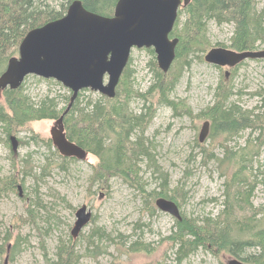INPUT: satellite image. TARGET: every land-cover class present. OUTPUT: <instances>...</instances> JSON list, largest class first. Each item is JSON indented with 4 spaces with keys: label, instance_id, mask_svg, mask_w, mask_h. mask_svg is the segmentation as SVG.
<instances>
[{
    "label": "rangeland",
    "instance_id": "1",
    "mask_svg": "<svg viewBox=\"0 0 264 264\" xmlns=\"http://www.w3.org/2000/svg\"><path fill=\"white\" fill-rule=\"evenodd\" d=\"M263 7L264 0H258L257 8ZM233 29L229 23L218 25L208 21V47L231 49ZM257 46L256 50L263 49L264 43H257ZM209 48L199 57L189 56L190 62L182 66L177 80L172 67L175 64L178 68L180 63L171 64L167 72H170L169 81H176L169 92L174 107L157 102L158 92L147 93L153 83V62L157 64L156 55L150 53L149 48L131 50L130 77L127 81L121 79L117 88L122 93L126 88L146 94L148 102L155 107L145 132L153 157L139 163L145 191L161 190L160 185L167 176L169 193L174 195L180 214L199 223L207 217H217L224 209L225 182L237 168L236 160L221 163L225 147L239 151L247 146L249 139L257 136V132L246 129L225 143L222 137L210 138L209 128L201 142L199 133L206 119L198 114L213 103L224 73L225 81L232 84L235 93L231 100L243 109L260 105L258 96L253 93L264 88V59H247L232 72L228 67L218 69L204 60ZM22 86L32 103L37 104L46 96L55 99L58 108L69 102L70 90L53 79L28 75ZM135 92L131 94L130 107L139 112L144 108L145 98ZM81 93L82 105L88 98L96 100L101 96L91 90ZM2 100L0 92V102ZM54 123V119H41L17 127L10 135L16 137L15 151L0 123V178L15 174L20 179L17 180L20 191L8 189L0 195V264H56L57 246L73 237L75 212L82 205L91 210L92 219L73 237L79 256L77 264H226L231 258L223 253L215 256L199 248L177 262L178 245L167 238L173 230L175 217L156 207L155 196L141 193L119 176L111 177L107 183L92 182V166L97 158L90 153L84 160L63 161L54 153L53 146L49 148L47 144L51 141L50 129ZM246 148L252 158L245 172L256 183L250 198L253 209L246 208L245 213L251 215V211L257 209L261 211L258 217H262L264 144L256 149ZM229 189L232 197L236 188ZM150 206L156 209L153 213L148 209ZM97 227L103 229L104 236L88 242L91 231ZM135 241L149 244L150 251H128L127 247Z\"/></svg>",
    "mask_w": 264,
    "mask_h": 264
},
{
    "label": "trees",
    "instance_id": "2",
    "mask_svg": "<svg viewBox=\"0 0 264 264\" xmlns=\"http://www.w3.org/2000/svg\"><path fill=\"white\" fill-rule=\"evenodd\" d=\"M71 1L73 0H0V75L5 70L8 59L18 54V46L26 33L48 21L62 17ZM81 1L87 10L105 16L113 14L117 2V0ZM257 2L258 0H191L186 6H181L170 33L171 38H178L173 63L179 62L180 66L175 68L174 64L172 67L174 79H178L182 66L189 64V56L199 57L201 52L209 48L208 21H214L218 25L223 23L233 25L229 45L232 50H256L257 43H264V7L259 10ZM148 51L154 54L152 48ZM243 63L244 61L230 69L235 72ZM153 70V83L147 93L158 92L157 102L174 107L169 92L176 81L172 79L169 81L170 72L163 73L156 62H153ZM130 72L128 61L120 81L121 79L127 81ZM226 78L224 73L217 85L213 103L203 109L198 117L210 122V138L222 137L225 143L246 129L257 132L254 139L247 141V146L259 148L264 144V88L253 93L258 96L261 104L253 109H243L231 100L235 93L232 84L225 81ZM22 88L21 84L16 89L5 88L2 91L0 123L8 141L17 127H22L33 120H56L69 104L67 102L65 106L58 108L55 99L49 96L37 104L32 103ZM117 88L114 97L101 95L96 100L88 98L84 105L79 100L83 90L79 91L69 111L64 115L67 138L97 158V163L92 166V182L97 180L98 184L107 183L111 177L119 176L143 194L171 199L177 204L174 195L169 193L167 176L160 185L161 190L148 193L139 175L140 161L153 157L146 142L145 132L155 113L154 104L148 102L146 94L126 88L122 93ZM132 92L145 98L142 111L135 112L131 109ZM71 95L70 91L69 101ZM256 109L260 111L256 112ZM47 144L52 148L51 141H47ZM246 147L239 151L226 147L224 149L221 163H232L236 160L237 168L233 169L225 182L227 188L225 206L218 216L207 217L201 223L183 214H180V219L175 218L173 230L167 238L178 245L175 251L177 262L197 249L204 248L215 256L223 253L246 263L264 264V215L258 217L261 211L257 209L252 210L251 215L245 213L246 208L249 211L253 209L250 198L256 183L245 172L252 158ZM54 153L59 154L55 148ZM61 158L63 161L75 159L63 156ZM15 169L19 171L17 167ZM13 175L0 178V195L8 189L16 191L15 189L19 187L17 183L20 179ZM232 186L236 189L232 193L234 195L230 197L229 188ZM148 209L152 213L156 210L153 206ZM104 234L103 229L97 227L91 231L88 242L93 243L95 237L100 238ZM72 238L58 244L56 264H77L79 256L74 249L75 239ZM149 247V244L135 241L127 250L149 252Z\"/></svg>",
    "mask_w": 264,
    "mask_h": 264
},
{
    "label": "water",
    "instance_id": "3",
    "mask_svg": "<svg viewBox=\"0 0 264 264\" xmlns=\"http://www.w3.org/2000/svg\"><path fill=\"white\" fill-rule=\"evenodd\" d=\"M190 1L117 0L113 14L105 16L87 10L81 0H73L62 17L29 30L22 38L18 54L8 59L0 75V92L20 87L28 75L53 79L69 89L72 92L69 104L55 120L50 138L61 156L84 160L87 152L67 138L63 122L78 92L89 89L114 97L133 48H152L158 67L166 73L175 59L178 44L177 37H170L178 9ZM203 58L209 64L233 68L247 59H264V48L236 51L213 47ZM209 128V121H204L199 141L204 140ZM9 140L15 151L16 137L10 136ZM155 205L180 219L179 207L173 200L158 197ZM75 218L71 230L74 238L90 222L92 212L82 205L76 210ZM226 264L254 263L231 257Z\"/></svg>",
    "mask_w": 264,
    "mask_h": 264
},
{
    "label": "bare ground",
    "instance_id": "4",
    "mask_svg": "<svg viewBox=\"0 0 264 264\" xmlns=\"http://www.w3.org/2000/svg\"><path fill=\"white\" fill-rule=\"evenodd\" d=\"M173 63V62H172ZM262 142V141H261Z\"/></svg>",
    "mask_w": 264,
    "mask_h": 264
}]
</instances>
